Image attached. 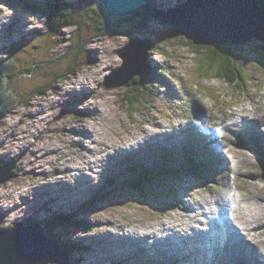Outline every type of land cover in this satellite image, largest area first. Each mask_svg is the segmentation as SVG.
Here are the masks:
<instances>
[{"label":"rangeland","instance_id":"obj_1","mask_svg":"<svg viewBox=\"0 0 264 264\" xmlns=\"http://www.w3.org/2000/svg\"><path fill=\"white\" fill-rule=\"evenodd\" d=\"M9 1L11 0H7L6 2ZM153 1L154 0H150L151 4H153ZM156 1L166 4L161 5L162 7L173 5L175 2V0H155L153 5H156ZM15 3L16 5L18 4L17 2ZM201 3H204V1L202 0ZM10 8L18 9L14 7V5H9V3H0V53L2 54V58L6 59L9 57L4 55L2 46L11 43L13 41L11 37L15 38V40L21 38L23 42L30 37L32 41L23 46V49H25L24 51L20 50L21 52L18 56L17 53L11 55L16 59L19 67L20 65L23 67L24 62L31 61L32 59H34V62L39 60L38 57L41 52V47L39 48L37 46V44H39L38 41L41 37H47V32L43 31L44 18H40L39 14L35 16L24 13H20L19 17H17V14H15L14 11L12 12ZM196 9L200 10L201 6H196ZM84 11L85 8H81L77 12H74L73 19L80 21V16L84 15ZM157 17L158 18L154 19L153 24L145 28L152 34L151 37H155L154 42L158 39L167 37V34L163 33L160 36L161 38H159L160 33L158 31L160 26L163 27L162 25H164V22L159 18L170 19L171 12L158 13ZM8 18L12 19L15 23L13 33L10 34V36L7 34L5 35L4 28V26L7 27L6 24H10L11 20ZM2 19L4 21L1 24ZM170 22L173 27L176 26L172 18ZM140 27L143 28V26ZM187 27H184L181 31L185 32ZM74 28L75 26L67 27L63 34L70 39L71 33L75 31ZM33 29L38 30L34 31ZM165 29L171 34L169 41L164 42L165 50L159 48L155 49V47H153L148 52V65L151 63L153 64L152 75L158 79V83H156V79L155 82L151 80L145 82L143 87H141L143 90L139 94L140 105L137 108H135L136 105L133 103H124L121 107L118 100L120 101L123 90L127 88L124 85L116 88H106L104 86V78L123 63V59L119 56L120 49L123 48L132 37L138 36L147 38L148 36H146L145 31L139 32L137 36H111L95 32L96 30H93L92 27L89 26V28L83 31L84 35L83 38H81V44L85 45V48L93 54V56L97 55L98 59L95 58L94 62H90L91 64L90 66L88 65V67L82 66V69L79 70L82 71V73H79L75 71V67L81 68V57L77 56V59L73 61V51L69 50L65 53L56 55L54 60L59 62V67L55 65L47 66L50 62L46 63L44 68L45 72H53L54 77L55 72H59L65 67H70V71L67 70L70 73L72 72L69 75V78H72L66 80L54 78L50 82L51 89L46 91L42 97H36L35 94L30 93L31 84H29V82L33 76H31L30 79L21 78L19 83L18 81L13 82L14 77H8L6 73L4 77L6 86L14 88L17 95H20V97L22 94L25 95L24 101H27V104L22 105V102H20V105H18L17 99V103L15 102L12 105L13 111H6V115L0 121V137L3 139L2 143L7 150L4 151V153L9 152L11 155L9 159L15 160L21 155L20 153L23 151V148V152H25V154L22 153L23 155L17 161V174L14 175L15 177L0 184L1 223L7 226L14 219L18 218H24V221H35L38 220L35 218L41 215V212L44 217L39 219H45V222L50 221L52 213L54 214L57 208H59V212H64L67 209L65 207V202L67 204V200L62 196L61 189L78 193L84 190L80 196L71 195L68 199V203H73V207L70 206L72 207L70 211L73 214L70 219L72 221L80 220L84 227H75L67 224V226H62L61 229L59 227V229L54 228L52 230L54 234L56 233L55 236L58 239H63L60 235L62 233L60 232L68 231L69 233L66 239H70V242L80 241L79 244L85 243L91 246L88 253H85L87 251V249H85L84 251L77 250L70 254L72 257V264H107L114 258L124 259L122 263L117 264H154L157 261H164L163 264H168V262L169 264H173L174 260L173 257H171L172 254L163 251L164 248L166 249L167 245H153L151 240L148 239L144 241L148 246L146 248L142 243L137 244L134 240L126 239V237L123 236L124 229H131V232L135 229L140 233L142 232L143 226H151L153 229H156L158 227V222L156 221L160 218H163L170 226L174 227V217L176 219H181L180 207L182 205V199H187V195L184 197V194H191L190 200L198 202L197 204L200 207L202 206V209H206L208 207L217 208L213 200L216 195L220 196L223 193L230 192L232 196H239L237 197L238 203L244 205L251 190L256 193L264 191V167H262V164L260 166H258V164L252 165L250 166L252 171L247 166L248 161L246 160V156H250L252 151L245 149L241 141L249 143H251V141L247 135H244L240 131L241 125L238 129L232 127V120H240L238 114H234V116L228 118L230 130L222 139L224 146H222V148L219 147V150L224 153L226 159L229 158L231 168L227 165L225 172H220L217 178L213 176L208 178L206 180L207 185H202L199 181L188 180V178H186V181H189L195 186L188 184L189 186L187 189H180L181 194L175 190L176 186H174V202H170L169 198L166 199L162 197L160 193H158V199H153L154 190L158 191L159 189L152 185L150 187L151 189L148 187L150 190L147 198L148 201L144 203L136 201L131 204H129L130 202L126 203L125 198H128L129 193L124 190L125 186L122 183L118 185L117 190L105 187L109 183L108 179H113L114 184H117L132 174L131 165L127 163L121 164L118 161L121 157L128 155L129 152L123 149L116 152V155L119 154L117 157H108L107 154L109 152H115V148L109 147L106 152L101 151V143L93 141L90 137L94 138V140L97 139L92 133V136L88 133V130L92 127H97L95 134L107 144H116L119 142L117 141L118 139H124L130 144L132 143L131 135H136L137 132L142 131V129L149 133L151 135V140H144L141 143L142 150L140 153L136 152L134 154V161L138 162L143 169L154 167L155 165L161 166L164 163L161 153L162 150L166 153H171L173 159L177 160L182 145L187 142L185 132L189 129L196 128L192 115H188L186 111L182 109L181 103L175 99L176 97L173 93L178 92V84L171 80L167 74L165 76H159V68L157 69L158 65L168 64L169 70L173 72L180 71L178 75L183 83H185V77L187 76V79L191 80L193 83L199 84L195 76V54L188 45L182 44V40L185 41V39H187L185 35L173 32L172 28V36L170 30L166 27ZM162 32L166 31L164 30ZM254 33L255 27L249 28V26H240L239 37L242 36V39L247 41V45L248 43H252L259 47L258 40L256 38L251 39ZM226 34L227 33H222L220 35L224 36ZM231 34L234 33H230V36ZM237 34L238 33H236L234 38H239ZM65 35L56 43L55 50H53L56 53L62 49ZM93 35H96L94 36L96 38H90L93 37ZM177 35L180 36L181 39ZM55 42V38L51 37L49 43L46 45L45 53L48 58L53 54L52 51V53L48 51V46H51ZM239 46L240 52L238 51L237 53H239L242 66L245 68L244 70L248 72L247 75L249 76L250 83L251 81L256 82L259 77V68L256 64L250 63L252 61L248 58L247 52H245L246 46L242 44ZM260 46L264 49V45ZM63 50L64 48L61 51ZM94 51H96V53H94ZM58 53H60V51ZM100 57L102 59H100ZM247 59L250 60V62L246 61ZM19 70L20 68L15 70V72ZM83 72L86 74L81 76ZM36 73H38V71ZM76 75L81 76L80 79L86 77L89 81L86 82L87 84H83L77 88L70 87L69 82L71 79L77 77ZM34 79L36 80L37 78ZM201 80L202 82H214L212 77H204V75ZM22 83L26 84V86L22 85ZM164 84H167L169 88L164 87ZM217 84L221 93L233 102L236 96H234V90L228 88L229 84L220 79L217 80ZM189 85L190 86L185 85V87L190 100L193 102V107L198 111L199 115H202V112L205 113L204 105L197 94L191 91L193 86L190 83ZM55 86L57 88H55ZM199 86L201 85L199 84ZM84 88L88 89L86 93L94 90L81 99L80 93L84 92ZM199 91L204 94L203 91ZM51 92L52 95H49ZM129 93H131L130 96L132 98L133 92ZM125 94H127L126 90ZM66 99H68L69 102L72 101V105L81 106L82 110L86 111L85 116H80L79 119L73 118L75 115L70 111L68 112L69 107H67V105L61 107V103ZM54 103L58 113L51 119L52 114L45 110V104L54 105ZM68 113L70 119L67 118L63 120L62 118L67 117ZM35 116L36 118H34ZM25 120L28 121L26 124ZM53 120H55V126H53L51 130H48V124H51ZM21 122H23L24 125H22ZM86 126L88 130H86ZM199 126L205 127V123L199 121ZM74 127H79V131L82 133L76 135L74 132V134L71 135V131ZM261 127L264 129V124H262ZM173 129L176 133L171 136L169 134ZM9 132H12V134ZM101 132L104 134L100 135ZM238 134L242 136L241 140L237 137ZM157 135L165 142L157 141ZM17 137L18 140L16 139ZM262 138H264V135ZM145 144L149 145V149ZM225 145L230 149L229 151ZM123 146L127 145L123 144ZM208 147L214 154L216 149L209 144ZM87 150L93 153L92 156L91 154L88 155V158H91L92 161L102 159L103 162H106L105 164H102L103 162L96 164L94 168L95 172H91L92 177L95 179L90 178L91 184H88L86 180L79 184V182L77 183L76 174H69L68 171L75 165V159L84 160ZM43 154H46L48 157H39ZM258 158L261 159L260 156H258ZM223 161L227 164L226 160ZM253 161L254 160H252V163ZM220 163L222 164L221 161H218L217 164H212L211 166L212 168H219ZM168 164L170 165V163ZM72 175L75 176L72 178ZM98 175L101 176L97 177ZM60 181L68 188L60 187L58 184ZM50 182H55V184H58V187L54 185L48 188L42 187V191L50 190L52 193H56L54 196L57 195L60 198H57V196L51 197V199L54 198L52 201L54 205H52L50 204V199H48L47 196L44 197L43 200L46 202L45 206H47L46 210L43 209L41 212L38 211L37 214H35L30 205L34 194L37 192L33 189L38 188L43 183ZM168 182V180L164 179L158 181V183L162 185H166ZM101 186L103 188L102 194L104 195L99 193V200L86 208L85 206L90 201L91 196L95 195V191L101 188ZM23 191H25L28 197V203L22 206V208L29 206L26 209L29 211L26 213L21 212L22 208L21 210L20 208L17 209L12 204L15 201H19L18 193ZM48 195L50 196L51 193ZM41 199L35 198L34 202L40 206ZM46 199H48V201ZM139 200L141 199L139 198ZM207 202H210V204ZM8 205H10V208L7 212L6 210H8V208L6 207ZM168 205L169 207H167ZM154 207H156L157 210L162 209V212L153 210ZM67 215L69 214L67 213ZM215 216L218 217L219 214L217 213ZM53 217L55 218V215H53ZM236 223L237 225L239 224V222ZM194 225L204 227L202 223L197 221L194 222ZM255 227L254 228L257 230V238L264 240V224H258ZM105 244H108L109 247L108 245L105 246ZM140 247L144 248L146 251H139ZM128 256H130L131 259L126 258ZM190 260L193 261V259ZM204 262L205 264H218L216 262H210L208 259H204Z\"/></svg>","mask_w":264,"mask_h":264},{"label":"trees","instance_id":"obj_2","mask_svg":"<svg viewBox=\"0 0 264 264\" xmlns=\"http://www.w3.org/2000/svg\"><path fill=\"white\" fill-rule=\"evenodd\" d=\"M79 7L85 8L84 15L80 16V21H77L73 19V15L75 10H73L74 6L72 4H65L63 6H60L59 0H42L41 5L32 4L30 7L33 12L35 11H41L42 9L50 8L49 10H46L43 12L47 15L46 22L44 23L45 26V32H47V37H41L39 40V44L37 46L40 49L39 53V60L34 62V59L28 62H24L23 67L20 65L21 72H25L28 75L32 74L33 78H31L29 84H31V91L30 93L37 95L38 97H41L45 94V92L49 89H51L50 82L54 78H58L59 80H66L69 78L70 73V67H65L59 72H55V76L53 77V72H45V64L49 63L47 66H57L59 67V62L55 61V53L53 52L54 48L50 45L48 46V51L53 52L50 58L47 57V54L45 53L47 41L52 38H58L62 36L65 29L69 26H75L74 33H71L70 39L68 40L69 47L67 49L69 51H73V61L77 59V56L81 57V68L75 67V71H79L82 69V66H90V62L95 61V58L97 59V55L91 54L86 48L85 45H82L81 38H83V31L86 28H89V26L92 27L93 30H96L95 32H99L100 34L104 35H111V36H137L139 32L145 31L147 35L150 34L149 30L143 29L140 26H145L150 20H153L155 18V15L153 14V11L151 9H147L144 12L135 13L130 16H117V17H111L108 18V15L106 13L105 8L103 7V4L100 0H79ZM61 10V11H60ZM48 12V13H47ZM160 26L159 29V38L163 33L167 34V37L158 39L155 43V49H164V42L169 41V37H171L169 32L165 29L170 30L172 33V24H164ZM166 32H162V31ZM173 36V33H172ZM178 36V35H177ZM49 37V38H48ZM180 39L181 37L178 36ZM48 38V39H47ZM88 38V37H87ZM183 38V37H182ZM259 43V47L252 43H248L247 41L243 39L240 43L229 41L226 43L215 41L212 44L206 45V46H200L194 43L193 39L187 38L185 41L187 42V45L192 48L195 54V60H196V68H197V74L198 78L201 79L202 74L206 75H212L214 74L216 78H219L223 80L224 82L229 84V88H233L235 90V94H240L243 89L247 87L248 83V72L244 70L242 63L239 61V53L240 52V46L239 45H245L246 49L245 52L248 54V58L250 60H246L252 64H256L258 68L262 69L264 71V49L262 46L264 44V41L257 37L256 38ZM181 41V40H180ZM102 42V41H100ZM184 41L182 40V44ZM244 43V44H243ZM71 44V45H70ZM22 45V44H21ZM24 47H21L20 44H12L10 48V52L17 53V56L20 54L21 51H23ZM21 50V51H20ZM68 51V52H69ZM51 52V53H52ZM96 53V51H94ZM168 55V54H166ZM92 58V59H91ZM91 59V60H90ZM145 59V56H144ZM24 61V60H21ZM245 62V61H244ZM44 63V64H43ZM119 63V62H118ZM119 65L118 67H121ZM69 71H68V70ZM165 69L169 70V65L167 64L164 66ZM11 72L8 74V77H14L13 82H16L21 79V77L18 76V72ZM38 71V73H36ZM170 71V70H169ZM212 73V74H211ZM151 77L154 78V75L150 73L149 67L145 65V67L142 70L141 75H135L132 77V79L123 84L127 89L123 90L122 98L118 102L122 106L124 103L129 104H136L139 102V94L142 92L143 85L147 80H151ZM34 78H37L36 80ZM10 79V78H9ZM30 79V78H29ZM35 80V81H34ZM20 83V82H19ZM28 84V85H29ZM22 85H25L22 83ZM122 85V86H123ZM53 88V87H52ZM55 88H57L55 86ZM125 90L127 91V94H125ZM22 91V90H20ZM133 92L132 98L130 96ZM19 96V95H18ZM20 97V96H19ZM20 102H22L23 105L25 104L24 98L20 97ZM67 106H72V101H67ZM10 109V108H9ZM11 110V109H10ZM82 115V114H81ZM189 157V156H188ZM193 163L191 162V165ZM132 175L129 179H127L126 183L128 186L126 187L128 194V198L126 199V203L130 202L129 204L136 202L137 200L144 203V201H147L148 199V193L150 188L153 184V182L158 179L160 176H164L167 178H172L177 175L178 167H167L165 164H162L161 166H157L155 169L152 170H141L139 172L136 171V168H131ZM15 173V170L13 171ZM108 184L105 187H113L114 188V182L113 179H108ZM120 183V182H119ZM150 183V184H149ZM150 185V186H149ZM151 189V188H150ZM160 194L162 196L172 197V190L169 187L161 188ZM96 198V197H95ZM139 198L141 200H139ZM146 199V200H145ZM93 200V199H91ZM59 224H68L72 226H81L82 224L79 221H72L70 219L69 215H55V218L53 217L52 220L45 222V229L46 234L48 236L54 237L53 228L56 225ZM3 225V226H2ZM0 227H5V224L0 223ZM58 244L61 250H68L70 253L72 251L70 243V239H58ZM84 248V247H83Z\"/></svg>","mask_w":264,"mask_h":264},{"label":"water","instance_id":"obj_3","mask_svg":"<svg viewBox=\"0 0 264 264\" xmlns=\"http://www.w3.org/2000/svg\"><path fill=\"white\" fill-rule=\"evenodd\" d=\"M100 1L108 18L133 15L139 11L140 5L146 2V0ZM201 1L189 0L185 6L180 8L185 11L174 10L171 15L172 21L176 23L175 27L172 26L173 32L193 39L194 43L200 46H206L215 41L226 44L230 40L237 42L234 40L242 39V36L239 37L241 25L256 28L264 20V1L262 3L261 0H203L204 3H201ZM196 6H201V9H196ZM170 19L161 18L163 22L168 24L171 23ZM184 27H187L185 32L181 31ZM222 33L227 34L222 36L220 35ZM230 33L234 34L230 36ZM236 33H238L239 38H234ZM255 36L256 34L252 38ZM151 47V39L138 37L131 39L119 51V56L123 59L119 71L124 74V78H119L120 72L117 71L116 77H113V75L106 76L104 85L106 87H117L129 82L133 76L140 75L145 63V51ZM7 59H11L12 66L14 65L16 70L19 68L18 62L13 56L3 60L5 64H9ZM4 72H9V69L0 71V119L5 116L7 109L18 99L14 88L9 87L11 91H6L4 80L2 82ZM12 91L16 94L15 98ZM22 155L15 160L18 161ZM10 168L11 166L6 170L0 169V183L8 180ZM49 263L69 264V259L67 252L60 249L57 239L46 235L45 230L39 224H15L9 230L0 227V264Z\"/></svg>","mask_w":264,"mask_h":264},{"label":"bare ground","instance_id":"obj_4","mask_svg":"<svg viewBox=\"0 0 264 264\" xmlns=\"http://www.w3.org/2000/svg\"><path fill=\"white\" fill-rule=\"evenodd\" d=\"M263 3V0H261ZM10 19V18H8ZM10 24H6L7 26L15 25L13 20L10 19ZM5 27V26H4ZM20 41L17 42L19 44ZM59 51H57L58 53ZM56 57V56H55ZM195 57V56H194ZM160 76V73H159ZM85 77V76H84ZM80 80V81H79ZM89 81L88 78H81L79 76L75 77L74 79H71L69 82L70 87L77 88L78 86H82L83 84H87L86 82ZM5 83V81H4ZM161 86V85H160ZM118 87V86H117ZM79 90V89H78ZM87 88H84V92L80 93L81 94V99L84 98L86 95L90 94V92H87ZM80 98V97H79ZM80 99V100H81ZM64 103H61V107H64ZM31 106V105H30ZM36 121V120H35ZM238 121V120H236ZM28 121L25 120V124ZM237 123V122H236ZM22 125H24L23 122H21ZM223 125V123H221ZM165 126V125H164ZM97 127H92L91 129L88 130L86 126V130H88V133H92V135L95 136L97 140H94V138L90 137L93 141L100 142L102 145V150L106 152L109 147L115 148V152H109L107 154L108 157H113L117 153V151L121 150H126L129 152L132 149L135 150H142V145L141 142L144 140H149L151 139V135L147 133L145 130L142 129V131H138L136 135H131L132 138L131 140L133 141L134 148L129 147L127 142L124 139L119 140L118 143L116 144H107L104 140H102L99 136L95 134V130ZM258 132L257 129L253 128V132H251V136L253 139L254 146L258 148L259 150L264 152V140L260 141L258 140L255 135ZM87 133V132H86ZM262 133L264 134V131L262 130ZM20 134V133H19ZM104 133L101 132L100 135H103ZM175 130L173 129L169 135H174ZM259 132L257 133V135ZM91 135V136H92ZM20 138V137H19ZM136 138V139H134ZM18 140V137L16 138ZM11 140V139H10ZM157 141L159 142H165L163 139L157 135ZM123 144H126L127 146H123ZM228 150H230L228 148ZM25 154V152H23ZM93 153L91 151H86L84 160H77L75 159V165L71 168L68 173L70 174H76L78 172V182L79 184L83 183L85 180L87 181L88 184H91L90 178L94 179L92 177L91 172H95V166L99 162H103L102 159H96V160H91V158H88V155ZM251 154V153H250ZM131 155V153L129 154ZM252 155V156H251ZM250 156H246L247 166L250 168L252 165L258 164L260 166L262 164V167H264V162L262 159H259L257 155L251 154ZM3 157L6 158H11L10 153H4L3 152ZM215 156L217 157V161H223L226 160L228 162L229 159H226L225 156H223L220 152L215 150ZM39 157L46 158L48 157L46 154L40 155ZM252 160L253 163H252ZM103 164V163H102ZM221 164V163H220ZM223 166V165H221ZM251 169V168H250ZM220 170H223L222 168ZM252 170V169H251ZM253 171V170H252ZM255 172V171H254ZM58 173V170H57ZM74 176H72L73 178ZM14 178V177H13ZM263 178V176H262ZM7 181V180H6ZM94 181V180H93ZM35 190V188L33 189ZM52 194L50 190L47 191H42V194ZM19 201H15L12 203L17 209L22 208L23 205L27 204V199L28 197L25 194V191L19 192ZM215 201L218 203L219 210L217 211L221 212L223 215L225 213V208L227 205V202H230L232 199V196L230 195V192L223 193L220 196H214ZM247 201L244 205H240L237 201L236 198H234V202L236 203L234 210L236 211L235 214H233V220H238L240 226L246 231V236L247 238L242 235L239 231L235 223L231 222V220L228 217H224V220L229 224L231 231L229 235H225L227 238V242L221 246L219 249H214L213 250V256L214 258L219 259V264H263L261 262V258L264 257V240L258 239L257 238V233H256V225L258 224H264V191L261 193H256L251 190L249 195L247 196ZM238 205V206H237ZM72 206V204L70 205ZM27 207L22 209L21 212L26 213L29 210H26ZM6 208H10V205H8ZM69 209L71 207H68ZM215 213L217 211L215 208H212ZM181 214L180 218L181 219H176L174 217L175 221V226L172 227L170 226L163 218H160L157 225L158 227L156 229H153L151 226H143L142 232H138L137 230H133L131 232V229H124L123 236L126 237V239H132L134 240L137 244H141L144 247H147V245L144 243L145 240L150 239L151 243L153 245H167L165 252H169L173 255H177V262H181V260H186L187 256H190L192 252H199L201 257H205L208 251H205L203 249H199V246H195L199 244V241L201 237H199L201 234L200 231L196 232L194 235V232L196 229L194 228L195 225L193 224V220L197 221L199 220L197 217H201L202 220H204V225H207L208 222L210 221V218L205 219L204 216H208L207 214L212 213V210L209 209L208 211H202L200 210V206L196 203L194 206L189 202V200H186L182 203L181 207ZM188 218V219H187ZM22 219V218H21ZM214 222V220H213ZM212 225H216L212 223ZM255 227V228H254ZM213 231H215V228H211ZM210 229V230H211ZM176 232H179V235H175ZM210 232V231H208ZM207 232V233H208ZM131 233V235H130ZM107 243V242H106ZM112 243V242H111ZM108 244H105V246ZM109 247V245H108ZM213 248V247H212ZM86 248L84 247V250ZM187 249L188 251H185ZM89 250H87L85 253H88ZM139 251H143V249L139 248ZM91 253V252H90ZM228 258H231L233 262H230ZM157 264V263H156ZM192 264V263H190Z\"/></svg>","mask_w":264,"mask_h":264}]
</instances>
